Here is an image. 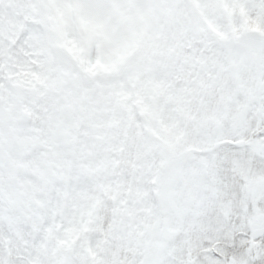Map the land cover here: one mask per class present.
<instances>
[{"label": "snow or ice", "instance_id": "6c2138e0", "mask_svg": "<svg viewBox=\"0 0 264 264\" xmlns=\"http://www.w3.org/2000/svg\"><path fill=\"white\" fill-rule=\"evenodd\" d=\"M0 264H264V0H0Z\"/></svg>", "mask_w": 264, "mask_h": 264}]
</instances>
